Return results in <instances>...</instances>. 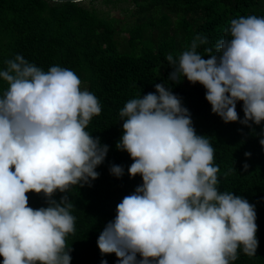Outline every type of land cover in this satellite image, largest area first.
Wrapping results in <instances>:
<instances>
[{"label": "clouds", "instance_id": "1", "mask_svg": "<svg viewBox=\"0 0 264 264\" xmlns=\"http://www.w3.org/2000/svg\"><path fill=\"white\" fill-rule=\"evenodd\" d=\"M224 31L215 51L204 49L207 55L198 52L208 44L199 34L177 58L169 54L168 78L202 85L212 113L224 123L259 126L264 122V17L232 19ZM5 64L0 69L7 84L0 93V257L3 264H71L67 237L75 233L73 204L68 195L59 201L53 196L72 186H91L99 177L96 168L109 146L86 129L101 105L82 89L73 70L57 65L45 71L20 54ZM119 116L123 134L116 148L129 154L128 174L139 175L142 184L122 199L115 219L100 233L101 254H115L118 264H233L241 250L255 256V206L220 191L215 149L197 135L181 98L157 83L155 92L128 100ZM261 136L264 147V131ZM109 171L124 175L119 165ZM29 192L42 193L48 206L30 207Z\"/></svg>", "mask_w": 264, "mask_h": 264}, {"label": "trees", "instance_id": "2", "mask_svg": "<svg viewBox=\"0 0 264 264\" xmlns=\"http://www.w3.org/2000/svg\"><path fill=\"white\" fill-rule=\"evenodd\" d=\"M84 1L0 0V69L20 54L45 71L57 65L73 70L82 88L93 93L101 105L100 115L86 129L109 146L104 162L96 168L99 177L91 186H72L68 193L53 196L59 201L68 195L73 204L75 233L67 237L71 264L105 260L118 264L115 254H101L97 240L106 224L115 219L116 206L142 184L139 175L132 178L128 174L133 162L129 154L116 148L123 134L119 112L128 100L155 92L157 83H164L181 98L197 135L210 140L214 163L220 168V191H232L255 206L256 254L249 257L241 250L233 264H264V147L259 142L264 122L251 127L224 123L212 113L202 85H193L186 78L175 84L168 78L171 69L166 59L169 54L177 58L198 34L208 38L198 52L207 55L206 47L215 51V44L226 38L224 29L232 19L264 17V0ZM118 8L126 13L123 19L111 13ZM6 88L0 80V93ZM236 110L243 120L242 102ZM112 165L122 166L124 175H112ZM27 196L33 209L48 206L42 193Z\"/></svg>", "mask_w": 264, "mask_h": 264}, {"label": "rangeland", "instance_id": "3", "mask_svg": "<svg viewBox=\"0 0 264 264\" xmlns=\"http://www.w3.org/2000/svg\"><path fill=\"white\" fill-rule=\"evenodd\" d=\"M84 2H87V0H85ZM106 9H108V8H106V7H104L103 8V10H106ZM112 15H114V16H116V17H120V18H124V16L126 15V13L124 12V11H122L121 9H115V10H113L112 12ZM126 20H127V18H125ZM125 21V20H124ZM81 87H82V85H81ZM83 89V88H82Z\"/></svg>", "mask_w": 264, "mask_h": 264}, {"label": "water", "instance_id": "4", "mask_svg": "<svg viewBox=\"0 0 264 264\" xmlns=\"http://www.w3.org/2000/svg\"><path fill=\"white\" fill-rule=\"evenodd\" d=\"M54 1V0H53ZM64 1H70V0H64ZM81 1H83V0H81Z\"/></svg>", "mask_w": 264, "mask_h": 264}]
</instances>
